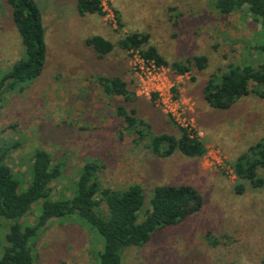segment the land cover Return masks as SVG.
<instances>
[{
    "label": "rangeland",
    "instance_id": "374dc122",
    "mask_svg": "<svg viewBox=\"0 0 264 264\" xmlns=\"http://www.w3.org/2000/svg\"><path fill=\"white\" fill-rule=\"evenodd\" d=\"M100 1L101 15L77 14L75 0L35 1L44 28L45 61L36 78L7 92L0 102L3 162L25 186L33 150H46L51 163L62 164L51 183V198L69 196L87 161L97 165L103 187L137 184L143 208L158 184H188L199 192L196 212L155 231L144 244L126 248L120 264H264V169H257L263 184L251 187L244 181L240 194L233 189L231 170L238 154L264 138V98L252 90L262 87L250 82L249 91L227 109L209 106L202 95L210 75L218 81L229 66L256 67L261 61L255 48L262 38L258 23L245 7L218 13L213 0ZM132 31L147 33L148 44L168 63L204 56L205 65L197 69L191 64L182 74L168 66L154 72L135 51L115 45ZM91 35L109 40L111 51L97 58L84 44ZM23 54L10 8L0 0V72ZM98 75L123 80L131 100L104 94ZM118 104L134 110L153 134L177 136L178 125L190 128L205 153H151L147 135L124 126L115 112ZM38 204H32L22 222H35ZM142 217L140 212L138 219ZM100 242L88 225L72 217L53 218L33 242L34 264H94Z\"/></svg>",
    "mask_w": 264,
    "mask_h": 264
},
{
    "label": "trees",
    "instance_id": "16d2710c",
    "mask_svg": "<svg viewBox=\"0 0 264 264\" xmlns=\"http://www.w3.org/2000/svg\"><path fill=\"white\" fill-rule=\"evenodd\" d=\"M5 2L10 8V17L24 54L7 70L0 72V102L7 92L36 78L45 61L44 29L35 1ZM212 2L216 11L222 14L245 7L262 33L255 46L262 59L256 67L248 64L229 66L218 81L210 75L202 89L204 100L213 108L227 109L249 91L250 82L262 87L261 90H252L264 98V0ZM75 10L79 15L103 13L100 0H75ZM148 38L147 33L132 31L118 37L115 45L127 52L136 51L142 60L156 67L168 66L179 74L185 73L191 64L197 69L205 65L204 56L168 63L154 46L148 44ZM84 44L92 49L97 58L113 48V44L100 35L86 37ZM96 82L108 96H120L125 101L132 98L125 82L117 76L98 75ZM115 112L127 129H132L139 136L147 135L146 147L159 157L169 156L175 150L187 157H201L206 151L201 139L186 127L177 126V136L153 134L149 124L134 115V110L127 112L122 104H118ZM97 168L93 161L85 162L77 172L69 196L51 198V183L60 176L61 163H51L46 150L35 148L28 164V180L25 186H21L3 162L0 150V264H34L32 246L36 236L51 219L61 217H72L100 235V246L93 253L94 264H120L126 248L144 244L155 231L184 220L201 206V196L191 185L158 184L152 188L148 204L143 208V194L137 184L123 189L103 187ZM258 168L264 169V138L250 144L233 160L231 170L236 180L233 185L235 193L244 191V181L251 187L263 184V179L257 174ZM34 202L39 203L35 222H22ZM140 212L143 217L139 220Z\"/></svg>",
    "mask_w": 264,
    "mask_h": 264
},
{
    "label": "built area",
    "instance_id": "2783aa9c",
    "mask_svg": "<svg viewBox=\"0 0 264 264\" xmlns=\"http://www.w3.org/2000/svg\"><path fill=\"white\" fill-rule=\"evenodd\" d=\"M136 52V51H135ZM137 53V52H136ZM138 55V54H137ZM139 57V56H138ZM139 59H140V61H143V62H145V63H149L151 66H152V68H154L153 69V71L155 72V70H159V69H161L163 66H161V67H156V66H154L151 62H148V61H144V60H142L140 57H139ZM152 78H154V77H152ZM170 113L171 112H173L171 109H169L168 110ZM167 111V112H168ZM172 114V113H171ZM178 126H182V125H178ZM182 127H186V126H182ZM187 129H189L190 130V128H188V127H186Z\"/></svg>",
    "mask_w": 264,
    "mask_h": 264
},
{
    "label": "crops",
    "instance_id": "0c3cea01",
    "mask_svg": "<svg viewBox=\"0 0 264 264\" xmlns=\"http://www.w3.org/2000/svg\"><path fill=\"white\" fill-rule=\"evenodd\" d=\"M34 1H36V0H34ZM43 26V25H42ZM44 29V28H43Z\"/></svg>",
    "mask_w": 264,
    "mask_h": 264
}]
</instances>
